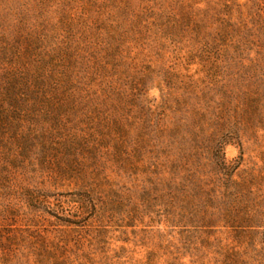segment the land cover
Here are the masks:
<instances>
[{"label":"rangeland","instance_id":"1","mask_svg":"<svg viewBox=\"0 0 264 264\" xmlns=\"http://www.w3.org/2000/svg\"><path fill=\"white\" fill-rule=\"evenodd\" d=\"M0 47L86 96L22 116L64 147L16 162L46 199L0 264H264V0H0Z\"/></svg>","mask_w":264,"mask_h":264},{"label":"trees","instance_id":"2","mask_svg":"<svg viewBox=\"0 0 264 264\" xmlns=\"http://www.w3.org/2000/svg\"><path fill=\"white\" fill-rule=\"evenodd\" d=\"M5 49V47H0V51L6 53ZM52 58L53 55L48 54L34 60L36 62L34 68H28L31 63L26 61L19 62L18 65L12 67L11 65L3 67L4 69L1 67L4 74L3 77H0V221L17 216L15 211L19 208L17 205L20 203L15 202L16 199H9V197L16 196L17 201H21L27 196L28 201L38 205L37 208L46 199L40 191H31L29 187L15 184L16 173L14 172L12 175V170L17 169L16 162L23 158L20 155L37 153L49 157L52 151L59 152L64 147L62 139L54 133V127H48L47 124L39 125V123H31L27 126L25 124L27 119L22 116L36 115L39 118L38 113L45 112L47 117L55 118L62 107L69 104L70 101H80L86 98L83 96L82 88H79L81 81L77 74L78 82L72 81L71 72L68 69L64 72L57 71L58 64L52 62ZM64 74L69 78L66 79ZM73 82L74 84L78 83L75 86L79 91L71 88ZM14 141L17 143V148L20 149V153L15 154V148H12ZM66 172V168L64 171L61 170L60 176H65ZM34 207L36 206L34 205ZM65 222V225L67 223V225L75 224L73 221ZM6 241H10V239ZM7 242L3 241L0 231V251L4 252V257L9 256ZM45 248L35 247L34 250L39 256L37 264H46L44 256L45 253H48L49 256L50 251H46Z\"/></svg>","mask_w":264,"mask_h":264}]
</instances>
